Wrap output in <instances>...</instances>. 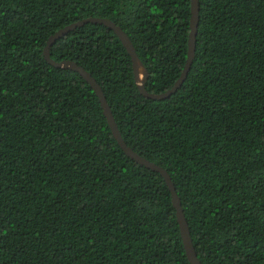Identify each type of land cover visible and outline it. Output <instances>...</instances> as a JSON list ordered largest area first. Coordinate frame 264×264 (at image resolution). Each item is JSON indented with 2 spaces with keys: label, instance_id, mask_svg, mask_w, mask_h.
I'll list each match as a JSON object with an SVG mask.
<instances>
[{
  "label": "trees",
  "instance_id": "trees-1",
  "mask_svg": "<svg viewBox=\"0 0 264 264\" xmlns=\"http://www.w3.org/2000/svg\"><path fill=\"white\" fill-rule=\"evenodd\" d=\"M195 53L144 97L113 30L50 46L101 87L125 144L163 168L200 264H264V0H199ZM190 0H0V264H189L162 176L130 159L82 76L43 57L87 18L129 38L162 94Z\"/></svg>",
  "mask_w": 264,
  "mask_h": 264
},
{
  "label": "water",
  "instance_id": "water-1",
  "mask_svg": "<svg viewBox=\"0 0 264 264\" xmlns=\"http://www.w3.org/2000/svg\"><path fill=\"white\" fill-rule=\"evenodd\" d=\"M199 0H190V20H189V35L187 40V58L184 65V68L181 72V75L179 79L174 83V85L168 89L166 92L162 94H151L148 93L145 89V83L148 79V72L144 65L141 63L139 58L137 57L135 53V49L130 42L127 35L113 22H111L108 19H100V18H87L84 20H81L79 22L70 24L57 32H55L53 35H51L48 40L47 44L43 50V57L47 61L48 64L55 68L60 69H68L74 72L79 73L82 78L90 85L94 93L99 99L100 106L102 108L103 115L105 116L108 126L111 130L112 136L116 140L119 147L123 150V152L132 160H134L136 163L143 165L157 173H159L162 178L164 179L166 186L170 192L171 196V202L173 205V208L175 209V215L176 220L178 223L180 235L183 242V247L185 250V255L187 257V260L189 264H200V261L197 258V255L195 253V250L192 245V241L189 234V228L185 219V216L183 214V210L181 207V202L175 192L174 185L171 181V178L169 174L160 166L155 165L154 163L149 162L148 160L142 158L137 153L133 152L123 141L121 134L118 131L117 125L115 123V120L113 118L111 109L109 105L107 104V101L105 99V96L103 94V91L101 87L97 84L94 78L86 72L83 68L79 67L76 63L65 60L61 62H55L51 60L49 55V49L50 46L55 42V40L59 39L60 37L64 36L68 31L73 30L74 28L81 26L87 22L90 23H97V24H103L107 26L108 28L112 29L114 34L119 38L122 45L126 49L128 55L131 59L133 74H134V81L135 84L139 90V93L142 94L144 97L153 99V100H160L163 98L169 97L171 94H173L183 83L184 79L186 78V75L191 67L192 61L194 59V53H195V37L197 33V25H198V11H199Z\"/></svg>",
  "mask_w": 264,
  "mask_h": 264
}]
</instances>
